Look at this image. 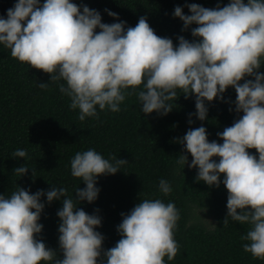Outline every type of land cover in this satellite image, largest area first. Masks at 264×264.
Listing matches in <instances>:
<instances>
[{"label": "clouds", "instance_id": "9594fccd", "mask_svg": "<svg viewBox=\"0 0 264 264\" xmlns=\"http://www.w3.org/2000/svg\"><path fill=\"white\" fill-rule=\"evenodd\" d=\"M190 14L174 6L173 17L191 28L193 39L177 36V43L155 34L145 16L135 26L123 20L101 22V14L73 0H15L0 16V46L10 56L49 74V82L68 98L69 110L77 119L99 120L100 112L118 113L126 97L135 95L140 112L167 115L183 94L194 97L193 124L207 117V103L220 100L234 104L238 119L216 133L222 141H209L206 128H189L175 143L182 151L175 165L195 168V181L209 187L221 184L227 190L226 215L222 221L248 225L240 236L241 247L253 259L264 260V0H228L213 8L186 4ZM108 16L117 14L105 9ZM99 29V31H96ZM242 81V82H241ZM231 87L235 100L223 94ZM207 102V103H206ZM99 110V111H98ZM255 149V154L249 152ZM191 161L188 162V156ZM13 158H26L17 148ZM70 174L84 187L69 195L64 186L30 193L15 185L10 195L0 194V264H166L173 261L179 245L174 237L180 212L175 203L160 198L139 199L116 226L120 238L104 249V236L96 229L101 217L78 207L92 203L100 191L97 178L115 174L128 162L108 158L94 148L77 151L70 159ZM26 163L14 167L23 176ZM222 177V179H221ZM163 196L171 183L161 178L157 185ZM46 197L41 201V197ZM60 201L56 211L58 250L46 247L39 235L45 203ZM166 258V260H165Z\"/></svg>", "mask_w": 264, "mask_h": 264}, {"label": "trees", "instance_id": "16d2710c", "mask_svg": "<svg viewBox=\"0 0 264 264\" xmlns=\"http://www.w3.org/2000/svg\"><path fill=\"white\" fill-rule=\"evenodd\" d=\"M15 0H0V16L12 7ZM43 3V0H40ZM78 6L87 5L101 14V22L118 20L127 26H135L140 16H145L155 34L168 37L177 43V36L193 39L190 29L181 31L183 22L173 17L174 6H181L185 15L190 14L186 4L196 3L213 8L222 7L228 0H73ZM108 9L117 18L107 15ZM99 31V29H96ZM264 72V66L260 69ZM40 82H49V74L21 64L10 56V50L0 46V194L10 195L15 185L30 193L38 189L49 190L52 185L64 186L69 195H75L77 187L84 184L70 174V159L77 151L94 148L105 158L117 156L128 162L115 174L97 178L100 191L92 202H81L78 207L92 214L98 209L101 226L96 230L104 236L102 247L108 249L120 238L116 226L122 217L143 198H160L172 201L180 212L174 237L179 245L173 261L166 264H264L253 259L241 247L248 225L229 221L223 226L226 215L227 190L209 187L194 180L196 169L187 164L181 170L175 165V156L182 145L175 138L182 137L191 127L201 124L214 138L216 133L230 126L239 115L229 111L234 104L214 100L207 103L208 112L204 121L193 115V124L187 123L188 114L195 112L194 97L185 99L181 94L175 107L164 116L153 112H140L135 95L126 97L118 113L100 112L99 120L77 119V110H69L68 98L62 96L55 84L48 90L37 87ZM242 82V81H241ZM235 91L226 89L223 96L229 102L235 100ZM99 111V110H98ZM17 148L25 149L26 158H13ZM255 154V149H249ZM188 162L191 155L185 151ZM26 163L28 171L18 177L12 169ZM172 185V192L163 196L158 191L159 179ZM222 179V177H221ZM46 197L42 196L41 201ZM60 201L45 203L39 223L43 225L39 238L46 247L57 251L58 223L56 211ZM166 260V258H165Z\"/></svg>", "mask_w": 264, "mask_h": 264}, {"label": "rangeland", "instance_id": "374dc122", "mask_svg": "<svg viewBox=\"0 0 264 264\" xmlns=\"http://www.w3.org/2000/svg\"><path fill=\"white\" fill-rule=\"evenodd\" d=\"M206 132L208 133V130H206ZM208 139H209V141L216 140L218 143L222 142L221 140L214 138V136H211L209 133H208Z\"/></svg>", "mask_w": 264, "mask_h": 264}]
</instances>
